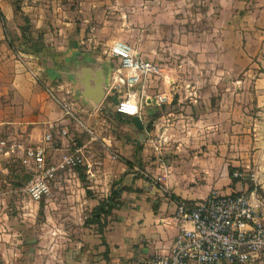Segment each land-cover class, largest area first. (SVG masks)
Segmentation results:
<instances>
[{"label":"crops","instance_id":"0c3cea01","mask_svg":"<svg viewBox=\"0 0 264 264\" xmlns=\"http://www.w3.org/2000/svg\"><path fill=\"white\" fill-rule=\"evenodd\" d=\"M220 3L229 11V59L238 73L229 112L180 119L175 138H169L173 125L160 135L163 118L119 114L137 129L132 140L143 142L136 153L132 142L127 154L119 146L123 166L132 160L144 164L149 181L157 186L135 179L133 187L142 191L123 194L121 207L103 219V231L85 230L93 234L85 241L88 254L98 255L97 264H143L167 254L179 227L177 205L199 202L212 190L243 193L251 202L264 198V0ZM162 7L166 11L165 0ZM126 12L154 13V6L143 0H0V139L29 147L51 133L47 157L54 162L78 146L80 125L64 115L63 104L80 124L79 113L95 125L104 122L102 109H115L126 93L113 82L118 64L109 55L112 43L99 34L110 27L107 14L125 18ZM25 27L29 30L23 33ZM152 103L148 97V106ZM61 129L70 136H59ZM79 167L94 177L91 165L90 173ZM229 168L248 177L235 179ZM252 264H264V259Z\"/></svg>","mask_w":264,"mask_h":264},{"label":"rangeland","instance_id":"374dc122","mask_svg":"<svg viewBox=\"0 0 264 264\" xmlns=\"http://www.w3.org/2000/svg\"><path fill=\"white\" fill-rule=\"evenodd\" d=\"M145 1L154 6V13L126 12L125 18L107 14L111 24L100 30L99 38L112 45L126 43L160 68L161 78L150 77L130 91L136 94L143 117L165 119L160 122V135L173 125L169 138H175L180 119L209 115V111L218 117L229 112L232 93L238 90L235 61L229 59V11L221 5L223 0H165L163 12L162 0ZM122 90L126 93L129 88ZM162 95L166 99L160 101ZM148 97L153 100L149 106ZM116 114L114 106L102 109L100 125L92 123L87 114H78L93 132L78 126L75 141L94 177H87L82 167L61 174L51 186L50 197L39 203L30 201L23 191L30 174L20 165L21 153L4 154L15 140L0 139L6 147L0 152V264H97L98 255L88 254L85 241L87 235L93 236L85 230L97 229L95 225L85 227L91 211L112 189L141 192L133 187L135 179L157 186L149 181L151 175L144 164L127 160L131 166H123L120 148L127 154L132 142L136 153L143 149V142L132 140L137 129ZM155 138L160 140V136ZM170 159L178 158L171 155ZM133 167L139 170L135 175ZM124 193L129 192H123L120 201ZM257 193H261L258 187Z\"/></svg>","mask_w":264,"mask_h":264},{"label":"built area","instance_id":"2783aa9c","mask_svg":"<svg viewBox=\"0 0 264 264\" xmlns=\"http://www.w3.org/2000/svg\"><path fill=\"white\" fill-rule=\"evenodd\" d=\"M109 55L117 61L113 82L117 89L129 88L119 99L115 111L128 117H140L141 110L130 88L150 77L161 78L160 68L149 60L139 57L126 43L115 42ZM160 101L165 95L158 96ZM64 115L83 127L69 105L63 104ZM61 137H68V131L61 129ZM53 147L51 133L34 146L23 147L12 144L5 155L19 151L20 165L30 174L23 190L28 199L39 203L50 197L51 186L59 176L76 167L90 165L85 161L82 149L76 145L64 151L57 160H49L47 150ZM5 142H0V152ZM138 170H133V175ZM235 179L247 178V174L233 172ZM1 189V185H0ZM178 231L167 254L154 255L143 264H252L264 259V198L257 196L254 201L243 193L221 194L212 190L203 200L194 204L180 203L176 208Z\"/></svg>","mask_w":264,"mask_h":264},{"label":"trees","instance_id":"16d2710c","mask_svg":"<svg viewBox=\"0 0 264 264\" xmlns=\"http://www.w3.org/2000/svg\"><path fill=\"white\" fill-rule=\"evenodd\" d=\"M29 30V27H25L22 29L23 33H26ZM32 53H37L36 50L30 48ZM119 117V114H116ZM127 122H131L128 120ZM127 166H131L130 163L126 162ZM236 170L233 168H229V174L231 175L232 172ZM29 179V178H28ZM130 189H118V190H111L110 196L99 202V204L91 211L90 217L85 221V226H92L95 225L99 232H102L104 229L103 219L108 217L112 214L114 210H118L121 207L120 196L123 192H130ZM174 197V196H172Z\"/></svg>","mask_w":264,"mask_h":264},{"label":"water","instance_id":"95a60500","mask_svg":"<svg viewBox=\"0 0 264 264\" xmlns=\"http://www.w3.org/2000/svg\"><path fill=\"white\" fill-rule=\"evenodd\" d=\"M135 120V118H133Z\"/></svg>","mask_w":264,"mask_h":264}]
</instances>
